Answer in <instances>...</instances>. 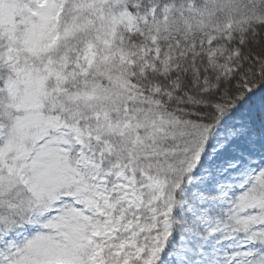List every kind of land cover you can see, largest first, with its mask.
<instances>
[{
    "label": "snow or ice",
    "instance_id": "obj_1",
    "mask_svg": "<svg viewBox=\"0 0 264 264\" xmlns=\"http://www.w3.org/2000/svg\"><path fill=\"white\" fill-rule=\"evenodd\" d=\"M0 264H264V0H0Z\"/></svg>",
    "mask_w": 264,
    "mask_h": 264
}]
</instances>
